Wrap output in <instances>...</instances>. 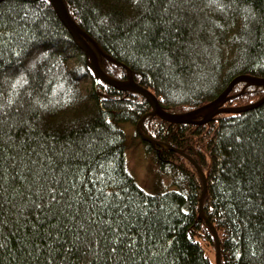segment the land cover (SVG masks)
Here are the masks:
<instances>
[{"label":"trees","instance_id":"obj_1","mask_svg":"<svg viewBox=\"0 0 264 264\" xmlns=\"http://www.w3.org/2000/svg\"><path fill=\"white\" fill-rule=\"evenodd\" d=\"M63 1L101 69L167 112L264 77V0ZM151 110L95 78L49 0L0 3V264H216L206 219L220 264H264V86L237 84L202 124ZM167 145L204 171L205 217L201 175Z\"/></svg>","mask_w":264,"mask_h":264},{"label":"water","instance_id":"obj_2","mask_svg":"<svg viewBox=\"0 0 264 264\" xmlns=\"http://www.w3.org/2000/svg\"><path fill=\"white\" fill-rule=\"evenodd\" d=\"M4 0H0V3L3 2ZM50 3L52 4L54 10L60 17V19L63 21V23L66 25L68 30L71 32L72 36L74 39L78 42L79 46L81 49L85 52L86 58H87V65L90 67L92 70L94 76L96 79H100L112 86H115L116 88L123 90V91H128V92H133V93H138L143 95L150 103L152 110L146 114L142 120L147 116V115H157L160 118L164 120L171 121L172 123H194V124H202L206 123L208 120L213 118L216 114H219L223 110V105L228 101L229 95L233 88L241 83V82H246L247 86L250 85H258V86H264V77H255L247 74H242L236 76L226 87V89L223 91V93L218 96L215 100H213L211 103L204 105L196 110L189 111L187 113L183 114H176V113H171L165 111L158 100V98L155 96L153 92H151L149 89L139 85L136 83L133 79V76L131 73L128 75L127 79H114L112 77H109L105 72L102 71V69L99 66L97 56L95 55V52L89 47V45L86 43L84 39V33L82 30L77 26V24L74 22V20L71 18L69 12L67 11V8L65 6V3L63 0H49ZM206 111V114L201 120H194L193 118L199 114ZM139 127V126H138ZM139 133L140 135L147 140H150L153 143H158V141H155L154 139H151L150 137L146 136L142 130L139 128ZM167 147L180 152L182 155H184L189 161L193 163V165L196 167L197 171L201 175L204 183L203 187V192L200 198V215L205 217L202 209V199L203 195L207 189V180H206V175L200 165L190 156L182 151L173 148L172 146L167 145ZM210 228L213 231L214 237L216 239V264H220V242H219V236L217 233V230L213 226V224L206 219Z\"/></svg>","mask_w":264,"mask_h":264},{"label":"rangeland","instance_id":"obj_3","mask_svg":"<svg viewBox=\"0 0 264 264\" xmlns=\"http://www.w3.org/2000/svg\"><path fill=\"white\" fill-rule=\"evenodd\" d=\"M68 11V9H67ZM95 55L97 56L98 52L97 50H94ZM196 120L195 118H193ZM177 124V123H176ZM129 132L132 134L134 133V128L132 127ZM143 132V131H142ZM144 133V132H143ZM146 136L150 137L148 134L144 133ZM134 137H136L134 135ZM128 163L129 168L132 171V173L135 175L137 180L144 186L149 185V177L148 174H146V157L144 155V152L140 150L139 148H135V151L131 153V151L128 153Z\"/></svg>","mask_w":264,"mask_h":264},{"label":"bare ground","instance_id":"obj_4","mask_svg":"<svg viewBox=\"0 0 264 264\" xmlns=\"http://www.w3.org/2000/svg\"><path fill=\"white\" fill-rule=\"evenodd\" d=\"M86 37V36H85ZM85 37H84V39H85ZM85 41H86V39H85ZM86 43L89 45V47L93 50V48L90 46V44L86 41ZM94 51V50H93ZM87 57V56H86ZM87 59V58H86ZM98 60V59H97ZM99 63V62H98ZM100 66V65H99ZM101 68V67H100ZM103 71V70H102ZM104 72V71H103ZM97 80H100V79H97ZM102 81V80H101ZM104 82V81H103ZM106 83V82H105ZM108 84V83H107ZM110 85V84H109Z\"/></svg>","mask_w":264,"mask_h":264}]
</instances>
